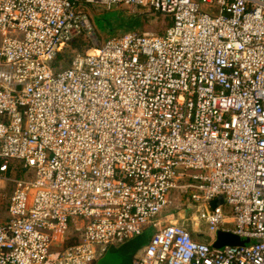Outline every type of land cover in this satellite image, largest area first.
Returning <instances> with one entry per match:
<instances>
[{
    "label": "built area",
    "instance_id": "2783aa9c",
    "mask_svg": "<svg viewBox=\"0 0 264 264\" xmlns=\"http://www.w3.org/2000/svg\"><path fill=\"white\" fill-rule=\"evenodd\" d=\"M82 2L171 24L53 72L75 38H93ZM0 185V264H96L146 229L131 264H264V0H0ZM174 191L232 207L200 213L209 244L159 218ZM71 225L81 238L65 246ZM219 231L250 244L215 248Z\"/></svg>",
    "mask_w": 264,
    "mask_h": 264
},
{
    "label": "rangeland",
    "instance_id": "374dc122",
    "mask_svg": "<svg viewBox=\"0 0 264 264\" xmlns=\"http://www.w3.org/2000/svg\"><path fill=\"white\" fill-rule=\"evenodd\" d=\"M200 2V0H196ZM81 9L89 19L90 27L93 32V38H89L83 35L85 45L80 50H70L69 46L65 49L64 59H62L57 67H53V72L60 71L67 68L74 53H85L91 48H98L105 44L108 39L118 38L132 33H145L154 36H161L165 30L171 24V17L168 15H159L146 11L145 8L137 6L126 5H113L111 8H107L101 3H81L79 5ZM9 36L22 39V34L17 31L8 30ZM192 173V171H189ZM12 178L29 177V172L13 171L10 173ZM0 190L3 194L9 195L11 191L10 185H0ZM187 193V192H186ZM172 200V205L169 206L159 218L163 223L177 222L182 224L187 232L191 235L192 239L196 241L209 244L211 239L209 238V228L205 220L200 219V213H208L210 208L219 206L223 210V216L225 219L232 216V207L225 203L222 197L216 198L209 202H203L196 204L192 202L185 193L182 191H174L168 196ZM7 197L0 198V209H5V203ZM1 216L6 218L8 215L5 211H1ZM226 230H233L234 225L227 223L223 225ZM81 238L79 232L72 228L69 230V236L74 235ZM151 231L147 230L142 235L125 241L122 244L110 245L102 257H97L96 264H131L133 258L138 257L142 252V247L147 242ZM62 249L61 244H52L50 247L51 253H57ZM98 250V247H95ZM49 261L46 262L48 264Z\"/></svg>",
    "mask_w": 264,
    "mask_h": 264
},
{
    "label": "trees",
    "instance_id": "16d2710c",
    "mask_svg": "<svg viewBox=\"0 0 264 264\" xmlns=\"http://www.w3.org/2000/svg\"><path fill=\"white\" fill-rule=\"evenodd\" d=\"M159 15H161V14H159ZM169 26H170V22H169ZM168 26V27H169ZM83 35H81V36H79V37H77V38H75L70 44H69V48H70V50H80L81 49V47H83V45H85V41L83 40V37H82ZM64 57H65V54H59L58 56H57V58H56V60H55V62H54V66L55 67H57L56 65L57 64H59V62L62 60V59H64ZM69 65V64H68ZM53 66V67H54ZM17 171H19V169H17ZM147 230H149V229H146L145 231H147ZM144 231V232H145ZM143 232V233H144ZM149 238H150V236H149ZM149 238H148V240H147V242L144 244V246L142 247V249L147 245V243H148V241H149ZM79 242V237L78 236H76V234L74 233V235H70L69 236V238H68V240L66 241V243H65V246H71V245H75L76 243H78Z\"/></svg>",
    "mask_w": 264,
    "mask_h": 264
},
{
    "label": "water",
    "instance_id": "95a60500",
    "mask_svg": "<svg viewBox=\"0 0 264 264\" xmlns=\"http://www.w3.org/2000/svg\"><path fill=\"white\" fill-rule=\"evenodd\" d=\"M250 244V241L247 239L245 241L240 240L237 236L219 231L217 233L216 242L214 243L213 247L215 248H223L225 246H240V247H246Z\"/></svg>",
    "mask_w": 264,
    "mask_h": 264
},
{
    "label": "crops",
    "instance_id": "0c3cea01",
    "mask_svg": "<svg viewBox=\"0 0 264 264\" xmlns=\"http://www.w3.org/2000/svg\"><path fill=\"white\" fill-rule=\"evenodd\" d=\"M196 238H199V236H197ZM196 238H195V241H196ZM198 242V241H197Z\"/></svg>",
    "mask_w": 264,
    "mask_h": 264
}]
</instances>
